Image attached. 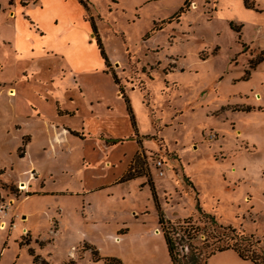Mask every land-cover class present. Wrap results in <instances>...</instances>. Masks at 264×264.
Listing matches in <instances>:
<instances>
[{"label": "rangeland", "instance_id": "obj_1", "mask_svg": "<svg viewBox=\"0 0 264 264\" xmlns=\"http://www.w3.org/2000/svg\"><path fill=\"white\" fill-rule=\"evenodd\" d=\"M35 1L0 0V36L12 21L8 16ZM247 2L86 0V9L80 4L96 26L120 91L128 95L141 148L122 173L123 157L107 168L102 162L120 154L124 144L110 150L77 137L32 155L44 187L54 192L20 204L29 213L15 220L29 231H8L1 224L0 264H30L27 245L52 264L68 257L76 264H104L106 257L121 264H171L158 213L173 223L189 216L199 227L193 241L201 253L192 263L203 264L213 248V238L206 243L203 237L218 229L197 207L238 234L252 233L250 250L264 253V58L258 60L264 53V0ZM60 6L70 14L71 3L55 0L54 9ZM8 53L0 39L4 64ZM4 100L1 208L25 186L5 182L33 169H27L29 156H17V132L6 131ZM119 125L120 135L133 133L128 117ZM93 183L101 186L84 188ZM175 242L180 262L192 264L186 242ZM213 256L210 264L217 263Z\"/></svg>", "mask_w": 264, "mask_h": 264}, {"label": "crops", "instance_id": "obj_2", "mask_svg": "<svg viewBox=\"0 0 264 264\" xmlns=\"http://www.w3.org/2000/svg\"><path fill=\"white\" fill-rule=\"evenodd\" d=\"M60 1L71 3L70 14L68 10L64 13L61 6L54 9L55 0H36L8 16L12 21H8L7 30L0 36L9 47L10 55L7 64L3 62L5 57L0 56V97H5L4 104L9 112L6 131L17 132L20 144L16 150L21 147L17 156H29L27 169L33 168L32 174L29 171V175L24 176V168L17 178L3 181L9 185H25L19 189L22 195L9 198L12 202L0 207V229L3 223L8 231L16 227L29 231L23 223L19 225V220L23 221L29 213L19 210L22 201L34 194L54 192L44 187V179L38 176L40 168L32 155L53 151L55 145L77 137L97 140L104 149L110 150L124 144L119 149L120 154L106 156L102 162L107 168L123 157L119 171L122 173L133 154L141 148L142 133L137 131L132 107L129 103L135 127L115 70L109 69L111 60L101 56L81 3ZM5 68L9 69L8 75ZM127 117L133 133L122 136L117 128ZM111 139L116 141L111 142ZM118 175L106 182L116 180ZM99 186L93 183L84 188L92 190ZM210 256L217 260L215 264H253L230 248L209 254L204 264H210Z\"/></svg>", "mask_w": 264, "mask_h": 264}, {"label": "trees", "instance_id": "obj_3", "mask_svg": "<svg viewBox=\"0 0 264 264\" xmlns=\"http://www.w3.org/2000/svg\"><path fill=\"white\" fill-rule=\"evenodd\" d=\"M84 7H86V0H78ZM243 4L245 6H250L251 4L247 2V0H243ZM91 29L94 32L95 41L99 48V52L101 56L107 60V56L105 52L103 51V48L101 46V42L99 39V36L96 31V26L94 22L92 21L91 17L89 18ZM264 58V53L261 54L258 57L259 59ZM108 64V61H107ZM114 80L116 81V77L113 75ZM124 100L126 102V107L131 119L132 126L135 127L134 120L131 115V110L129 106L128 99L124 96ZM116 141L115 139H111V142ZM127 173H124L120 179L124 178ZM1 200V198H0ZM197 212L202 213L207 217L209 224L211 225V228L217 230V234H205L203 237V240L208 239V237L213 238L210 243H213V248L209 251V254L213 253L214 251L223 250L226 248H230L236 252V254L243 258L250 260L253 264H264V253L258 254L254 252L253 250H250V247L252 244V233H249L248 235H245L243 233H237L234 227H231L229 225L222 226L220 223H217L215 218L212 214H209L205 211H203L200 207H197ZM157 222L160 225L163 239L166 245L167 253L169 256V260L171 264H188L180 262V258L178 256L179 252L177 250L176 246V239L183 240L186 242L187 246H189V255L191 257L190 263L196 261L200 255V249L196 243H194L193 239L196 238V236L202 232L199 230V227L191 222V219L189 216L184 217L179 222H171L169 219L164 218L160 213L157 215ZM179 232L177 234V238L173 237L172 234ZM183 242V243H184ZM208 243V240L205 241ZM20 244H28V241H21L19 240ZM39 245L42 244V241L40 240ZM27 251L30 255V264H52L48 259H46L44 256L39 254L37 251H35L34 247L31 245H27ZM183 255V254H182ZM205 261L203 262V264ZM58 264H76L75 260L72 257H68L65 260H62ZM104 264H121L120 260H118L115 257H106ZM193 264V263H192Z\"/></svg>", "mask_w": 264, "mask_h": 264}, {"label": "built area", "instance_id": "obj_4", "mask_svg": "<svg viewBox=\"0 0 264 264\" xmlns=\"http://www.w3.org/2000/svg\"><path fill=\"white\" fill-rule=\"evenodd\" d=\"M159 172H161V171H159ZM30 174H32V171L30 172ZM17 186L19 187V185H17ZM20 188H21V187H19V189H20ZM8 204H9V203H7V205H8ZM7 205H6V206H7ZM4 206H5V205H4ZM6 206H5V207H6Z\"/></svg>", "mask_w": 264, "mask_h": 264}]
</instances>
